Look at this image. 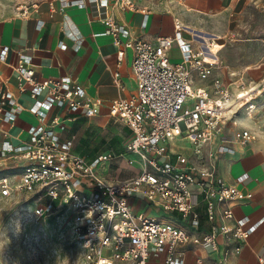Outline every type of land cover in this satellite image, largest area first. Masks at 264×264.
Wrapping results in <instances>:
<instances>
[{
	"label": "built area",
	"instance_id": "2783aa9c",
	"mask_svg": "<svg viewBox=\"0 0 264 264\" xmlns=\"http://www.w3.org/2000/svg\"><path fill=\"white\" fill-rule=\"evenodd\" d=\"M41 1L52 12L56 3L64 9L83 8L87 2L101 6L112 2L121 10L149 12L140 6L142 0H33L19 8L20 14L37 10ZM101 20L105 30L100 34L111 37L118 58L124 49L133 52L136 89L130 96L112 99L109 114L130 129L124 148L138 156L139 172L121 180H104L96 170L101 156L88 160L72 152V138L62 139L58 134L64 125L54 109L93 116L102 100L89 96L70 75L37 80L31 56L20 52L13 67L17 87L31 98L27 109L37 122L29 126L26 140L1 142L0 159L15 161L11 171L18 174H7L8 167L0 170V195L30 194L36 218L59 208L69 210L71 234L82 250L81 264H185L180 246L187 243L217 252L225 262L231 252H240L264 221V215L250 222L249 216L234 214L233 207L251 197L240 187L248 173L227 184L218 172L220 155L247 145L255 133L264 135V77L256 81L241 75L225 82L216 74L226 70L219 58L218 38L207 40L198 35L194 45L183 37L184 26L177 19L174 34L155 42L131 38L126 25L112 15ZM63 31L75 42L74 50H79L81 37L76 27L67 24ZM174 45L180 52L178 62L169 56ZM8 51V46L0 45V62L6 61ZM227 75L237 74L227 69ZM118 77L116 72L115 82ZM208 79L209 85L192 87ZM22 110L10 91L0 90L4 122H11ZM175 141L188 142L190 152H173ZM122 155L107 154L106 160ZM127 162L132 165L134 160ZM131 197L142 198L159 211L178 213L184 226L134 210ZM203 221L206 227L201 228Z\"/></svg>",
	"mask_w": 264,
	"mask_h": 264
},
{
	"label": "crops",
	"instance_id": "0c3cea01",
	"mask_svg": "<svg viewBox=\"0 0 264 264\" xmlns=\"http://www.w3.org/2000/svg\"><path fill=\"white\" fill-rule=\"evenodd\" d=\"M52 12L45 1L39 3L37 10H30L27 15L20 12L0 18V45L8 46L5 62H0V90L7 89L23 107L11 122L0 118V145L3 140L18 144L28 138V128L37 122L35 115L28 111L32 100L27 92L20 93L17 87L16 73L19 53L31 56L37 80L70 75L81 83L89 96L100 98L99 112L93 116H84L79 112H68L64 108L54 109L61 117L64 128L58 129L62 139L73 140L72 152L92 160L101 156L97 174L104 180H121L135 175L141 168L140 162L128 165L124 145L131 136L130 129L109 114V102L118 97L130 96L136 89L132 72L133 52L124 49L121 59L117 56V46L108 35L100 34L105 30L102 17L112 15L118 22L126 25L130 37L155 42L158 37L174 34V21L177 19L184 26L182 35L194 45L197 37L209 40L212 36L222 40L226 35L237 31V25L244 16L261 13L264 15V0H142L141 7L149 9L144 14L140 11L121 10L109 2L101 6L96 2H87L83 8L69 6L58 7ZM72 24L78 30L81 43L79 50H74L75 42L65 35L63 26ZM222 43V41H220ZM65 45V47H62ZM222 49V48H221ZM220 49V50H221ZM220 53V51H219ZM222 54V52H221ZM172 62L180 60L176 45L170 51ZM226 70L217 71L225 82L239 76L259 81L264 77V57L252 59L245 65L231 64ZM228 71L237 75L229 77ZM119 74L115 82L114 74ZM210 79L203 82L209 85ZM231 88H235L230 84ZM264 100V96H262ZM256 123H251L255 127ZM172 142L173 152H190L189 144ZM115 159L112 174H106V155L119 154ZM137 158L136 154L132 155ZM139 160V159H138ZM8 161L0 159V170ZM108 169H111L108 166ZM218 172L227 184H233L238 175L248 173V178L241 189L251 193L250 199L233 207L236 217L249 216L254 222L264 215V135L255 133L254 138L245 146H234L233 153L218 157ZM2 174V173H0ZM131 207L150 215L171 220L184 226L176 212L154 213L146 200L139 197L129 198ZM161 214V215H159ZM178 214V215H177ZM206 227L203 221L201 228ZM185 256V264H264V221L243 243L240 252H231L223 262L219 253L200 245L187 243L180 246ZM199 260L200 262H197Z\"/></svg>",
	"mask_w": 264,
	"mask_h": 264
},
{
	"label": "rangeland",
	"instance_id": "374dc122",
	"mask_svg": "<svg viewBox=\"0 0 264 264\" xmlns=\"http://www.w3.org/2000/svg\"><path fill=\"white\" fill-rule=\"evenodd\" d=\"M31 1L33 0H0V18L19 12L21 6L30 4ZM218 43L222 48L219 58L229 66L245 65L252 59L260 60L264 57V15L259 13L244 16L237 25V31L218 40ZM198 85H203V82H195L192 87ZM245 119L248 120L247 117ZM241 122L240 116L237 123ZM187 144L186 141L181 143L185 146ZM133 154L127 152L125 159L139 163L137 158H133ZM7 161L6 165H11L7 166V174L17 175L18 172L11 171L16 162ZM115 164L114 160L106 161V174H112ZM16 178H11L12 182ZM34 202V198L24 191L17 192L12 197L0 195V264L83 263L82 250L75 243L70 230L71 212L66 208H59L46 217L36 218L33 214ZM151 210L156 213L157 209L153 207Z\"/></svg>",
	"mask_w": 264,
	"mask_h": 264
}]
</instances>
